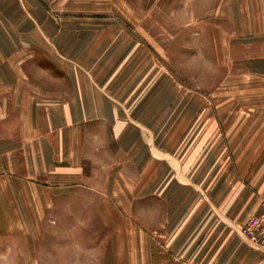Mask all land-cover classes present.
<instances>
[{"label":"crops","instance_id":"1","mask_svg":"<svg viewBox=\"0 0 264 264\" xmlns=\"http://www.w3.org/2000/svg\"><path fill=\"white\" fill-rule=\"evenodd\" d=\"M108 4L0 0V264L92 229L105 263L261 264L233 226L264 198V0L165 3L163 45Z\"/></svg>","mask_w":264,"mask_h":264},{"label":"rangeland","instance_id":"2","mask_svg":"<svg viewBox=\"0 0 264 264\" xmlns=\"http://www.w3.org/2000/svg\"><path fill=\"white\" fill-rule=\"evenodd\" d=\"M149 0H109V4L106 6H97V7H93L94 12H106L109 15H116V14H121L123 12H125L126 15L129 16V20L131 22H125L123 24H125L126 29H134L136 28V30H138L139 28V22L133 23L132 22V14L134 13L135 9H140V13L141 15L144 17V19H146L145 21L141 22L140 25L142 29H144L147 33L143 34L142 37V42L148 43L149 42V35H153L152 32L156 31L157 35H159L158 37H156V41L158 42V44H162L163 40H164V32L163 29H161L160 27L158 28H154L155 24L153 23H149L148 20V16L152 13H154V11H156V13H164L165 12V3L170 4L173 3L172 6V10L174 14H181L182 12V6H180V0H153L151 2V5L149 4ZM89 8V6H78L76 7V11L77 12H82V13H86V10ZM75 9V7L73 8ZM100 9H103V11H101ZM171 9V8H169ZM136 13V11H135ZM122 25V23H120ZM161 24V23H160ZM153 25V26H152ZM158 26V25H156ZM180 29V25L179 23L174 22L173 24V33L174 35L179 31ZM153 30V31H152ZM154 33V32H153ZM163 45V44H162ZM162 54V53H161ZM232 200V199H231ZM223 201V199H222ZM224 204V202H222V205ZM264 209V198H254L253 199V208L248 211L245 215H253V214H259L261 213V211ZM246 220V219H245ZM245 221H241V222H237L236 224H234L233 228H236L237 234H238V228L240 225H242ZM125 224H126V239H129V237L133 236L134 230H136L135 226L132 225V218L128 215H126L125 217ZM134 226V227H133ZM94 227H96L94 225ZM129 227V228H128ZM99 230L96 229H92L90 230V232H86L87 234V239H80L78 240L79 244L77 246H75L73 249H75V253L72 255V257L74 258V260L72 262H67L66 264H113V263H105L102 261H99V258L103 255L101 254V250L100 247H98L97 245H89L87 244V242H89V239H93L94 241L99 243V239H96L97 237H99ZM239 235V234H238ZM98 240V241H97ZM82 243V244H80ZM247 243V241H246ZM248 245V243H247ZM249 247V245H248ZM250 248V247H249ZM252 249V248H250ZM254 250V249H252ZM135 251V247H133L132 245H126L125 246V258L126 261L125 262H121L120 264H165L164 262L161 263H149V261L146 258H142V261H140V255L135 256L134 254ZM256 251V250H254ZM104 252V251H103ZM35 256L34 254H32V257ZM45 259V263L44 264H52L51 260H49V256L46 254V256H44ZM29 264H33V262L29 263ZM115 264V262H114ZM172 264H179V263H175L173 262Z\"/></svg>","mask_w":264,"mask_h":264},{"label":"built area","instance_id":"3","mask_svg":"<svg viewBox=\"0 0 264 264\" xmlns=\"http://www.w3.org/2000/svg\"><path fill=\"white\" fill-rule=\"evenodd\" d=\"M238 233L247 241L250 248L264 255V209L259 214L247 217L239 226ZM261 264H264V259Z\"/></svg>","mask_w":264,"mask_h":264}]
</instances>
